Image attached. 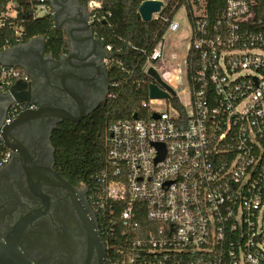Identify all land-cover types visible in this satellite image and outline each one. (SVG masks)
<instances>
[{
  "label": "built area",
  "instance_id": "built-area-1",
  "mask_svg": "<svg viewBox=\"0 0 264 264\" xmlns=\"http://www.w3.org/2000/svg\"><path fill=\"white\" fill-rule=\"evenodd\" d=\"M187 1L190 42L181 64L164 60L181 28L173 17L143 67L151 84L153 68L174 93L159 84L169 97L149 91L142 102L149 118L119 121L105 134L95 206L107 264H264V19L257 0H225L211 23L207 0ZM13 5L0 28L17 15ZM87 8L92 24L101 0ZM46 14L55 12L42 1L35 15ZM9 47L0 40V51ZM18 79L27 75L0 64L1 88ZM8 159L4 151L0 161Z\"/></svg>",
  "mask_w": 264,
  "mask_h": 264
},
{
  "label": "flooded vegetation",
  "instance_id": "flooded-vegetation-1",
  "mask_svg": "<svg viewBox=\"0 0 264 264\" xmlns=\"http://www.w3.org/2000/svg\"><path fill=\"white\" fill-rule=\"evenodd\" d=\"M57 2V26L65 39L61 62L53 59L61 52L48 51L41 40L6 58L27 75L18 80L29 83L30 93L15 97L11 88L0 86V159L9 151V159L0 161V239L11 237L32 264H107L90 187L61 172L56 163L52 132L67 120L46 109L64 107L80 114L65 85L81 97L87 110L105 102L110 88L105 52L88 38L87 2ZM67 24L70 29L79 25L80 31L66 35ZM28 110V118L15 122Z\"/></svg>",
  "mask_w": 264,
  "mask_h": 264
},
{
  "label": "trees",
  "instance_id": "trees-1",
  "mask_svg": "<svg viewBox=\"0 0 264 264\" xmlns=\"http://www.w3.org/2000/svg\"><path fill=\"white\" fill-rule=\"evenodd\" d=\"M42 1L51 6L50 0H0V17L7 12L11 2L17 13L15 17H6L5 26L0 28V40L8 41L12 47L43 36L46 49L56 55L60 53L65 39L62 30L55 28L54 16L35 15ZM144 1L101 0V8L96 10L91 29L105 46L112 48L106 69L109 93L116 96L108 97L80 122L59 123L51 136L57 166L64 174L85 181L95 203L102 197L98 174L106 163V131L114 123L132 119L134 114L138 118L150 117L142 106V102L149 98L152 81L143 69L147 55L165 33L168 27L165 19L173 18L181 7H185L189 15L192 9L187 0H163L167 4L158 16L143 21L137 13ZM224 4L225 0L206 1L210 23L211 15L214 18L224 9ZM255 10L257 19H264V0H257ZM115 83L118 86H114ZM110 204H106L107 210Z\"/></svg>",
  "mask_w": 264,
  "mask_h": 264
},
{
  "label": "water",
  "instance_id": "water-1",
  "mask_svg": "<svg viewBox=\"0 0 264 264\" xmlns=\"http://www.w3.org/2000/svg\"><path fill=\"white\" fill-rule=\"evenodd\" d=\"M50 3H51L52 8L55 11V14H54L55 28L58 29L59 26H57V25H58L59 13H60L61 9H59V3L57 2V0H50ZM164 5H165V3L163 0H146L140 4L137 16H138V18H141L143 21H151L154 19V15L159 13L163 9ZM88 29H89L88 30L89 31V37L88 38L90 40L98 43L103 48V50L105 52V55L103 58L109 59L111 55L105 49L104 43L94 35L92 29L90 28V25H89ZM76 31H80L79 25L73 24L71 29L69 28V24L66 25V28H65V34L66 35L69 36L73 32H76ZM82 39L84 40V38H82ZM36 40H41V41H43V43L45 42V38L43 36H38V37H35L33 39H30L26 43H21V44L9 47L8 49L0 51V64L5 65V66L14 67L13 64L8 63L6 61L8 54L14 53L20 47H29ZM62 58H63L62 52L59 54L58 58L53 57V59L57 63H60ZM148 74L155 80V82L150 85V89H149L151 98H168L169 97V94L166 91L162 90L160 88L159 84L168 88L170 91H172L174 93V91L169 86H167V84H165L163 82V80L161 79V76L159 75V73L155 69L150 68L148 71ZM65 90L67 92H69L71 94V96L73 97V99L77 102V104H79V106H80V114L79 115H74L71 111H69L68 109H66L64 107L46 108L49 111H52L55 114H57L58 116H60V118L63 120H67V121H71V122H80L84 117H86V115L89 112H91L92 110H94L98 106L97 105L95 108H92L91 110H87L85 108V105H84L81 97L71 87L65 85ZM11 93L15 97H17L19 95H23V96L26 95L27 96L30 93L29 83L25 80H18L17 82H15L12 85ZM24 99H27V98H24ZM30 113H31L30 110L24 111L23 113H21L17 117L15 122H19L21 120H24L25 118H28V115H31ZM133 117L137 118V115L134 114ZM153 117H157V114H153ZM10 238L11 237H9L5 241L0 239V264H32V262L27 258V256L21 252V250L17 246L16 242H14V240H12Z\"/></svg>",
  "mask_w": 264,
  "mask_h": 264
},
{
  "label": "rangeland",
  "instance_id": "rangeland-1",
  "mask_svg": "<svg viewBox=\"0 0 264 264\" xmlns=\"http://www.w3.org/2000/svg\"><path fill=\"white\" fill-rule=\"evenodd\" d=\"M174 19L181 23V28L176 33L172 34L167 43V51L165 55V62L170 66H178L184 59L190 42V26L187 19L184 7H181L174 15ZM176 53L177 59L172 60L170 54Z\"/></svg>",
  "mask_w": 264,
  "mask_h": 264
}]
</instances>
